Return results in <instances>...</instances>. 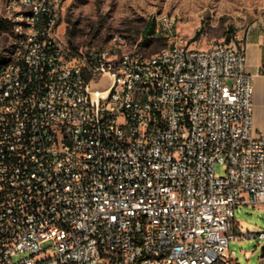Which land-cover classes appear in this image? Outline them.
I'll return each mask as SVG.
<instances>
[{"label": "built area", "instance_id": "built-area-1", "mask_svg": "<svg viewBox=\"0 0 264 264\" xmlns=\"http://www.w3.org/2000/svg\"><path fill=\"white\" fill-rule=\"evenodd\" d=\"M66 8L48 0L26 14L6 0L1 10L13 21L2 36L20 48L11 78L0 67V264L234 259L236 210L264 209V132L244 46L191 47L169 20L156 59L116 34L113 48L73 46L60 31ZM16 13L32 17L27 32Z\"/></svg>", "mask_w": 264, "mask_h": 264}, {"label": "rangeland", "instance_id": "rangeland-1", "mask_svg": "<svg viewBox=\"0 0 264 264\" xmlns=\"http://www.w3.org/2000/svg\"><path fill=\"white\" fill-rule=\"evenodd\" d=\"M5 4L6 0H0V14ZM160 16L167 17L158 18L160 31L147 34L146 28L155 26V19ZM168 20L174 33L189 39L191 47H206L214 41L244 46L251 28L264 24V0H69L60 31L73 46L88 43L103 46L113 35L124 34L132 43L141 41L142 53L151 56L169 44V27L165 25ZM3 21L0 47H6L7 42L2 30L9 29ZM217 172L225 173L221 165L217 166ZM235 220L237 239L230 243L234 259L226 264H264L261 256L264 239L257 236L264 232L263 207L241 205Z\"/></svg>", "mask_w": 264, "mask_h": 264}, {"label": "bare ground", "instance_id": "bare-ground-1", "mask_svg": "<svg viewBox=\"0 0 264 264\" xmlns=\"http://www.w3.org/2000/svg\"><path fill=\"white\" fill-rule=\"evenodd\" d=\"M61 2L62 0H51V5H58ZM13 4L15 5V9H17L20 12H26V14H35L36 9H39V11L48 10V0H13ZM2 20L6 21L5 18H2ZM6 22L9 26V29L7 30L13 29V21H6ZM160 23H161L160 20H158L157 32L160 31ZM165 25L169 27L168 24ZM15 26H18V32H27L28 26H32V17H25V13H16ZM116 36L122 38L124 45L134 44L130 42L124 34H116ZM169 39H170V29L168 28V42ZM6 47H7V53H0V67L6 66V69H2L1 71V78L12 77V71L15 70V63H8L9 55H14V49L20 48V41H11V44H9V39H7ZM167 47L168 45L154 55L151 56L147 55L148 59H156V57L161 56V54L165 53ZM106 48H113V41H108L106 43ZM105 58H114V49H105ZM81 94L82 97L91 96V88L89 84L81 85Z\"/></svg>", "mask_w": 264, "mask_h": 264}, {"label": "crops", "instance_id": "crops-1", "mask_svg": "<svg viewBox=\"0 0 264 264\" xmlns=\"http://www.w3.org/2000/svg\"><path fill=\"white\" fill-rule=\"evenodd\" d=\"M248 70L255 75L254 126L264 132V24H255L245 41Z\"/></svg>", "mask_w": 264, "mask_h": 264}, {"label": "trees", "instance_id": "trees-1", "mask_svg": "<svg viewBox=\"0 0 264 264\" xmlns=\"http://www.w3.org/2000/svg\"><path fill=\"white\" fill-rule=\"evenodd\" d=\"M2 21V20H1ZM0 21V22H1ZM4 22V21H3ZM6 23V22H5ZM2 24V23H1ZM146 32L147 34H152L154 32V25H151L149 28H146ZM146 38H148V36L146 35Z\"/></svg>", "mask_w": 264, "mask_h": 264}, {"label": "water", "instance_id": "water-1", "mask_svg": "<svg viewBox=\"0 0 264 264\" xmlns=\"http://www.w3.org/2000/svg\"><path fill=\"white\" fill-rule=\"evenodd\" d=\"M261 256L264 257V245L261 248Z\"/></svg>", "mask_w": 264, "mask_h": 264}]
</instances>
